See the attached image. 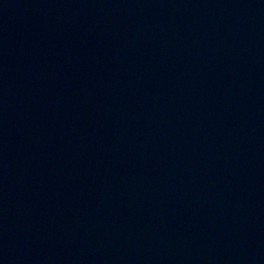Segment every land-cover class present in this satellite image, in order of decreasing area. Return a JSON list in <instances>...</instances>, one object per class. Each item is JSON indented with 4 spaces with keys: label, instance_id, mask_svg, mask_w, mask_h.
<instances>
[{
    "label": "water",
    "instance_id": "water-1",
    "mask_svg": "<svg viewBox=\"0 0 264 264\" xmlns=\"http://www.w3.org/2000/svg\"><path fill=\"white\" fill-rule=\"evenodd\" d=\"M0 264H264V0H0Z\"/></svg>",
    "mask_w": 264,
    "mask_h": 264
}]
</instances>
